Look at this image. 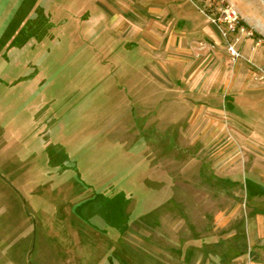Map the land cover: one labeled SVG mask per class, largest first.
I'll use <instances>...</instances> for the list:
<instances>
[{"label":"rangeland","instance_id":"374dc122","mask_svg":"<svg viewBox=\"0 0 264 264\" xmlns=\"http://www.w3.org/2000/svg\"><path fill=\"white\" fill-rule=\"evenodd\" d=\"M205 2L0 0V264L248 253L264 0H221L245 28L237 62ZM218 68L225 84L207 89Z\"/></svg>","mask_w":264,"mask_h":264},{"label":"crops","instance_id":"0c3cea01","mask_svg":"<svg viewBox=\"0 0 264 264\" xmlns=\"http://www.w3.org/2000/svg\"><path fill=\"white\" fill-rule=\"evenodd\" d=\"M243 18L245 19V17H243ZM246 19H248V22H249L248 26L250 27L251 26V18L248 17ZM155 39H158V37L155 36ZM249 40H251V37ZM256 53H257V51L251 52V49H250V51L248 53L249 55H247V56H249L251 58V55H252V58H255ZM218 54H220V53H216L217 56H218ZM221 56L222 55L220 54L219 57H221ZM210 63H212L211 60L207 64L209 65ZM263 63H264V59H263ZM222 70L223 69L218 68L215 72H213L214 74L213 73L211 74V75H213L212 77L209 76L208 74H206V76H203L202 78H200V79H202V82L205 81L204 84L208 85L207 89H210V88L216 86V90H217L219 88V85L225 84L224 83L225 78H223L224 77L223 76L224 71H222ZM249 78H251V74H250V76L245 77V75H243L242 71H239V73L235 77V80H233V81H236V85L237 84L239 85V83L241 82L240 90L243 92H245L246 90L248 92H251V89L253 90V92H258L252 88L253 86L255 87V84L249 82ZM193 80L191 83H193ZM260 134L264 137V132L262 130H261ZM251 148H256V147H251ZM251 148L248 149L247 154H248V152H249V154H251ZM260 160H264V158H259V161ZM257 166H260V164L256 162V167ZM257 175L258 176H255V179H253V178L248 179V191H247L248 197L251 198V201L259 202V203H257L259 205H256L254 207V209L252 210L253 215H254L253 217H255V221L254 220L251 221V238H249L248 242H247L248 253H246V254H244V253L239 254L238 253V254H234L232 256H216V258L215 257H214L215 259L212 258L211 261H215V263H217V264H264V170L263 171L261 170L260 173L258 172ZM258 177H259V179H258ZM261 206H262V209L259 208ZM256 231H259L258 237H255ZM190 256L188 255L186 257L190 258ZM187 258L185 259L186 262L188 260ZM207 260H209V259H207Z\"/></svg>","mask_w":264,"mask_h":264},{"label":"built area","instance_id":"2783aa9c","mask_svg":"<svg viewBox=\"0 0 264 264\" xmlns=\"http://www.w3.org/2000/svg\"><path fill=\"white\" fill-rule=\"evenodd\" d=\"M207 8H213L214 11L208 12L209 23L214 26L218 32L221 34V37L226 42L228 46V52L232 57L233 61L237 62L242 59L240 51L237 50V44L239 43L238 34L245 33V28L241 26V17L239 13L230 5H225L221 0H206ZM220 3H222L220 5ZM220 5L216 8L215 6ZM216 8V9H215ZM251 36V35H249ZM264 74V68H259ZM264 78V77H263Z\"/></svg>","mask_w":264,"mask_h":264}]
</instances>
